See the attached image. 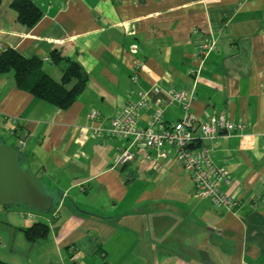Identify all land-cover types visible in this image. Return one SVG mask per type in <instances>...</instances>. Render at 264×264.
<instances>
[{
	"label": "crops",
	"instance_id": "1",
	"mask_svg": "<svg viewBox=\"0 0 264 264\" xmlns=\"http://www.w3.org/2000/svg\"><path fill=\"white\" fill-rule=\"evenodd\" d=\"M11 1L0 0V52L36 56L39 73L59 80L65 62L52 61L57 52L77 61L87 82L63 109L29 92L34 79L21 87L12 69L0 72V139L52 201L42 220L13 225L8 243L38 247L35 262L44 264H264V0H33L42 16L32 27L17 20ZM203 35L216 47L202 60ZM171 89L194 93L190 110L201 122L222 114L245 124L195 143L228 172L219 187L237 207L201 196L173 149L161 157L141 143L94 135L131 90L149 93L140 124L157 108L177 121L184 111ZM91 110L97 121L87 118ZM125 148L133 159L114 165ZM35 221L48 233L29 241L22 228ZM9 253L4 259L20 264Z\"/></svg>",
	"mask_w": 264,
	"mask_h": 264
},
{
	"label": "built area",
	"instance_id": "2",
	"mask_svg": "<svg viewBox=\"0 0 264 264\" xmlns=\"http://www.w3.org/2000/svg\"><path fill=\"white\" fill-rule=\"evenodd\" d=\"M216 47L212 35H203L198 45V53L203 60ZM135 69L138 66L135 65ZM199 69V68H198ZM191 74L197 73L196 69H190ZM131 79H137V73L132 74ZM153 92H158V87H152ZM170 98L177 102L184 113L177 121H166L160 108L154 109L146 123L140 124V111L149 106V93L144 90L129 92V98L124 106L110 117L108 126L93 127L95 136L107 135L120 139L130 140L131 143H141L148 149L159 151V156L166 157L173 149V158L188 173L193 181L196 191L208 198L217 207L233 208L239 205L238 199L233 195L225 194L219 187L221 182H228V172L222 166L216 165L209 155L208 149L199 147L195 143L199 140H213L220 133L242 132L245 128L243 122H235L224 115H212L201 122L191 112L193 92L187 93L183 89H171ZM87 118L97 121L100 118L98 110H91ZM16 121V119H13ZM199 129L200 136H194L193 132ZM17 142L23 146L21 138ZM134 154L129 149L121 150L113 159L114 165H122L132 160ZM31 217V213L25 211L23 216Z\"/></svg>",
	"mask_w": 264,
	"mask_h": 264
},
{
	"label": "trees",
	"instance_id": "3",
	"mask_svg": "<svg viewBox=\"0 0 264 264\" xmlns=\"http://www.w3.org/2000/svg\"><path fill=\"white\" fill-rule=\"evenodd\" d=\"M10 6L16 12L17 20L27 27L34 26L42 16L40 8L33 0H12ZM51 57L54 63L61 60L65 62L59 80L39 73L42 64L40 58L25 57L12 48H6L0 52V72L12 69L14 79L21 87L27 85L30 79H34L28 87L30 93L49 104L65 109L75 101L83 90L87 82V74L73 59L62 58L57 52H52ZM22 231L27 240L35 241L47 235L48 226L42 221H35L30 226L22 228ZM0 264L11 263L0 259Z\"/></svg>",
	"mask_w": 264,
	"mask_h": 264
},
{
	"label": "water",
	"instance_id": "4",
	"mask_svg": "<svg viewBox=\"0 0 264 264\" xmlns=\"http://www.w3.org/2000/svg\"><path fill=\"white\" fill-rule=\"evenodd\" d=\"M13 204L48 210L52 201L43 192L39 178L21 167L19 154L0 139V205Z\"/></svg>",
	"mask_w": 264,
	"mask_h": 264
},
{
	"label": "rangeland",
	"instance_id": "5",
	"mask_svg": "<svg viewBox=\"0 0 264 264\" xmlns=\"http://www.w3.org/2000/svg\"><path fill=\"white\" fill-rule=\"evenodd\" d=\"M7 144L10 145L9 143ZM22 210L33 213V215L35 216L32 217L31 215L30 219L31 218L32 219L26 220L29 217L26 215L23 216L24 217L23 218L20 213V211ZM46 211L47 210H37L33 208H28L23 204H13L10 206L0 205V259L1 260L6 261L4 258H12V255L9 253V251L13 250V253L16 254L14 257L20 258L21 260L20 264H44L42 259H38L37 262H35V260L39 258L38 247L32 246V248H29L26 251H22L20 249H17L18 246L13 247V245H10L8 243V240L12 239V233L15 229L13 225L18 226L21 222H23L22 225H28L34 220H42L43 218L42 214H45ZM16 249L20 251H17ZM50 254H52V257L56 256V254L53 253Z\"/></svg>",
	"mask_w": 264,
	"mask_h": 264
}]
</instances>
